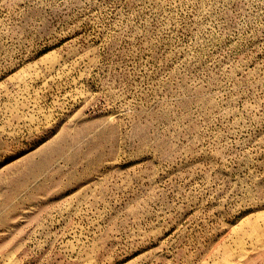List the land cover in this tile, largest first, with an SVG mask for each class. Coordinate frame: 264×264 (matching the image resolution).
Masks as SVG:
<instances>
[{
	"label": "rangeland",
	"instance_id": "374dc122",
	"mask_svg": "<svg viewBox=\"0 0 264 264\" xmlns=\"http://www.w3.org/2000/svg\"><path fill=\"white\" fill-rule=\"evenodd\" d=\"M0 264H264V0H0Z\"/></svg>",
	"mask_w": 264,
	"mask_h": 264
}]
</instances>
